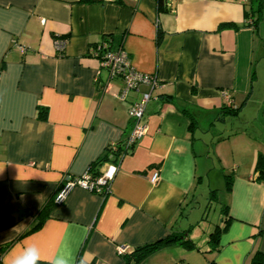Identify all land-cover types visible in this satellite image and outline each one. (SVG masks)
Returning <instances> with one entry per match:
<instances>
[{
  "label": "crops",
  "instance_id": "1",
  "mask_svg": "<svg viewBox=\"0 0 264 264\" xmlns=\"http://www.w3.org/2000/svg\"><path fill=\"white\" fill-rule=\"evenodd\" d=\"M166 5L0 0V249L13 243L0 264L28 245L48 264H124L119 246L129 253L172 233L196 247H160L138 264H264V179L255 171L264 156V0ZM104 39L159 82L146 134L121 159L107 196L76 187L53 204L64 176H81L124 140L129 102L150 92L140 86L118 99L121 81L87 56ZM208 191L222 196V217L215 240L199 245L192 215Z\"/></svg>",
  "mask_w": 264,
  "mask_h": 264
},
{
  "label": "built area",
  "instance_id": "2",
  "mask_svg": "<svg viewBox=\"0 0 264 264\" xmlns=\"http://www.w3.org/2000/svg\"><path fill=\"white\" fill-rule=\"evenodd\" d=\"M43 22V20H42ZM112 42H98L94 47L88 49V54L100 62V66L108 72L110 78H118L122 83V89L118 93L120 101H128L131 94L138 92L140 86H147L150 92L140 93V96L131 99L128 107V118L131 121V130L121 143H111L108 147V160H106L98 174H93L86 170L79 177L64 176L58 191L56 192L53 203L61 204L70 191L76 187L96 193L104 197L109 194L111 183L116 175L119 164L123 156L128 153L133 146L146 134V125L143 123V116L146 104L152 97V91L158 87V82L154 76L142 74L136 71L128 58L127 53L121 46L112 49ZM55 49L60 53L63 51L64 42L56 41ZM21 54L26 53V49L19 47ZM100 56V57H98ZM227 103L230 102L225 96ZM121 146V147H120ZM118 149L120 150L118 151ZM115 153H118L117 155ZM158 175H153L151 182L155 183ZM117 252L123 255L126 252L124 246H119ZM1 259V254H0Z\"/></svg>",
  "mask_w": 264,
  "mask_h": 264
},
{
  "label": "trees",
  "instance_id": "3",
  "mask_svg": "<svg viewBox=\"0 0 264 264\" xmlns=\"http://www.w3.org/2000/svg\"><path fill=\"white\" fill-rule=\"evenodd\" d=\"M157 7H158V10L161 11V12L169 10L167 5H166V0H157ZM226 25H222L220 27H223V26H226ZM161 37H162V31L158 29V31H157V41L158 42L160 41ZM103 41H106L108 43L110 42L109 39H104ZM97 43H95L92 46L94 47L95 45H97ZM92 46H90V47H92ZM59 54L62 55L63 51H61ZM87 56L88 57H92L90 54H88V52H87ZM98 57H100V56H98ZM128 58H129V56H128ZM129 60H130V58H129ZM158 84H159V82H158ZM235 110L236 109H234V111ZM228 111L229 112H234L232 109H230ZM45 115H46V109L45 108H39L38 117L40 119L41 118L43 119L45 117ZM121 142L122 141L118 142V144L121 143ZM109 145L110 144L107 145V147L105 148V150L102 153V155L100 157H98L94 162H92L90 164V166L88 167V170H90L91 173L98 174V172L102 168L104 162L106 160H108V151L106 152V150L109 149V147H108ZM119 150L120 149H118V151ZM120 152H121V150H120ZM115 154L117 155L118 153H115ZM255 171L258 173V179H264V156H259L257 158L256 163H255ZM225 183H226V190H230L231 183H232V179H231L230 176L225 177ZM105 196H107V194H105L104 197ZM47 208H48V205L44 206V208L41 210V212L37 215L38 216V221L32 227L30 232L35 230L36 228H38L42 224L43 220L46 218V215H47ZM218 234L219 233H218V227H217V229L213 233L210 234V239L211 240H209V242L212 243L215 240V238L217 237ZM173 244H179V245L183 246L186 249H192V248L196 247V245H195V243L193 241H191L190 239H186L185 233H172L171 235H169L166 238L157 239L156 241H153V242H151L149 244H145L143 246L137 247V248L133 249V251H131L129 253H124L123 254V259L125 261L124 264H138L148 254H150L151 252L157 250L160 247L170 246V245H173ZM12 245H13V243H10L7 246L1 248L0 249V254L2 255ZM40 264H48V263L40 261ZM174 264H178V263H174ZM209 264H215V263L213 261H211V262H209ZM251 264H259V258L254 257L252 259V261H251Z\"/></svg>",
  "mask_w": 264,
  "mask_h": 264
},
{
  "label": "rangeland",
  "instance_id": "4",
  "mask_svg": "<svg viewBox=\"0 0 264 264\" xmlns=\"http://www.w3.org/2000/svg\"><path fill=\"white\" fill-rule=\"evenodd\" d=\"M213 193L214 194L212 196V194L208 191L203 196H200L198 201L199 206L195 207L197 210L194 211L192 215L193 228L191 231H193L194 237L196 241L199 242V245H208L206 239L208 238V240H210V233L213 232L216 226H219L220 218L222 217V196L216 191ZM201 213H207V215L203 218V216L201 217Z\"/></svg>",
  "mask_w": 264,
  "mask_h": 264
},
{
  "label": "clouds",
  "instance_id": "5",
  "mask_svg": "<svg viewBox=\"0 0 264 264\" xmlns=\"http://www.w3.org/2000/svg\"><path fill=\"white\" fill-rule=\"evenodd\" d=\"M41 259L39 248L35 245H28L12 258V264H40ZM54 264H68V262L61 257L57 259Z\"/></svg>",
  "mask_w": 264,
  "mask_h": 264
}]
</instances>
